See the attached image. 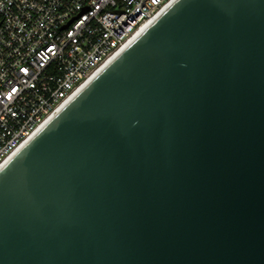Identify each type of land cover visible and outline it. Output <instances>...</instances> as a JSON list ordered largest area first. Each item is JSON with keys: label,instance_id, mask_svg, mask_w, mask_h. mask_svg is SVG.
<instances>
[{"label": "water", "instance_id": "obj_1", "mask_svg": "<svg viewBox=\"0 0 264 264\" xmlns=\"http://www.w3.org/2000/svg\"><path fill=\"white\" fill-rule=\"evenodd\" d=\"M0 264H264V0H176L17 152Z\"/></svg>", "mask_w": 264, "mask_h": 264}, {"label": "built area", "instance_id": "obj_2", "mask_svg": "<svg viewBox=\"0 0 264 264\" xmlns=\"http://www.w3.org/2000/svg\"><path fill=\"white\" fill-rule=\"evenodd\" d=\"M174 0H0V166Z\"/></svg>", "mask_w": 264, "mask_h": 264}, {"label": "bare ground", "instance_id": "obj_3", "mask_svg": "<svg viewBox=\"0 0 264 264\" xmlns=\"http://www.w3.org/2000/svg\"><path fill=\"white\" fill-rule=\"evenodd\" d=\"M176 0H174L171 4H169L159 15L150 20L145 26L114 56H112L105 64H103L80 88H78L73 95L63 104L61 105L45 122L44 124L21 146L15 153L9 157L1 166L2 167L17 153L19 152L46 124H48L55 115L61 111L64 107H66L73 99H75L81 91H83L112 61H114L125 49H127L141 34L144 33L154 22L157 20Z\"/></svg>", "mask_w": 264, "mask_h": 264}]
</instances>
